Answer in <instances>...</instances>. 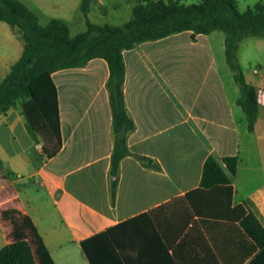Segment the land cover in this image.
Here are the masks:
<instances>
[{"label": "crops", "instance_id": "0c3cea01", "mask_svg": "<svg viewBox=\"0 0 264 264\" xmlns=\"http://www.w3.org/2000/svg\"><path fill=\"white\" fill-rule=\"evenodd\" d=\"M7 32L0 40L2 81L24 50L16 32ZM214 43L212 34L185 31L123 52L125 104L135 129L127 138L133 155L121 161L114 202L107 61L97 58L85 67L53 74L61 146L51 135L39 136V143L31 138L23 103L1 115L0 251L17 240L14 224L4 218L8 211L30 218L54 264H91L85 241L138 218L122 231L123 246L107 264H181L175 250L188 220L184 197L200 187L209 156L233 184V207L245 206L264 226V118L259 110L254 132L248 131L238 105L240 87L225 81V40L217 49ZM241 66L248 84L264 89V74L257 83ZM244 129L256 138L250 152L257 153L259 162L243 155ZM137 156L151 159L160 170L143 166ZM229 156L239 158L236 175L223 163ZM241 170L247 175L240 176ZM201 228L210 242L188 239L180 256L186 264L240 263L235 241L226 242L234 238L230 223L206 220Z\"/></svg>", "mask_w": 264, "mask_h": 264}, {"label": "trees", "instance_id": "16d2710c", "mask_svg": "<svg viewBox=\"0 0 264 264\" xmlns=\"http://www.w3.org/2000/svg\"><path fill=\"white\" fill-rule=\"evenodd\" d=\"M92 1L82 0L81 4L87 31L72 36L66 22L52 20L42 25L39 16L24 2L0 0V22L11 27L24 42L22 56L0 83V116L23 103V115L31 138L39 143V136L51 135L61 146L58 90L53 74L85 67L97 58L107 61L113 109L114 152L110 187L114 202L121 161L133 155L127 138L135 129L125 104L123 52L138 44L185 31L194 35L221 31L225 33L227 65L241 90L238 105L246 116L248 131L254 132L260 110L258 88L248 84L237 53L244 39L264 37L263 1L241 12L237 0H199L198 4H185L179 0H137L131 20L121 26L94 24L89 18ZM136 158L143 166L160 170L151 159ZM223 163L232 175L237 174V156L225 157ZM3 171L4 163L0 159V172ZM233 196L234 187L228 174L213 156H209L203 167L200 187L184 197L189 202L188 220L179 232L180 242L175 250L181 264H186L180 256L188 239L209 244L210 240L201 228L206 220L232 225L230 233L234 238H228L226 242L235 241L236 256L241 257L239 264H245L251 258L254 259L250 264H264V226L245 206L233 207ZM4 218L14 224L17 240L0 251V264H54L29 217L20 218L16 211H8ZM138 220L125 222L85 241L83 250L90 263L107 264L113 260L116 250L123 246L122 231ZM192 221L193 226L186 231Z\"/></svg>", "mask_w": 264, "mask_h": 264}, {"label": "rangeland", "instance_id": "374dc122", "mask_svg": "<svg viewBox=\"0 0 264 264\" xmlns=\"http://www.w3.org/2000/svg\"><path fill=\"white\" fill-rule=\"evenodd\" d=\"M25 2L39 16L42 25L48 24L54 19H63L71 28L72 35H77L87 31V23L85 16L81 11L82 0H20ZM185 4H198L199 0H179ZM241 12H246L249 8H253L257 3L264 0H237ZM137 0H94L91 4L89 18L97 25L110 24L121 26L129 22L133 16V6ZM105 9V10H103ZM11 28L0 22V40L4 41L7 31ZM215 48L220 47L222 41L225 40V33L216 31L212 33ZM239 63H244L247 74L257 79V83H261V75L264 74V37L246 38L240 45L237 53ZM262 69L259 75H254L255 69ZM226 83H235L231 76V70L226 65ZM2 82L0 76V83ZM261 118H264V106H260ZM242 152L243 155L252 160L259 162L260 157L257 153L250 152V147L256 143V138L249 135L244 129L241 132ZM256 167V166H254ZM247 175V171L241 170L240 176Z\"/></svg>", "mask_w": 264, "mask_h": 264}, {"label": "built area", "instance_id": "2783aa9c", "mask_svg": "<svg viewBox=\"0 0 264 264\" xmlns=\"http://www.w3.org/2000/svg\"><path fill=\"white\" fill-rule=\"evenodd\" d=\"M262 69H255V73H260ZM258 102L260 105H264V89H258Z\"/></svg>", "mask_w": 264, "mask_h": 264}]
</instances>
